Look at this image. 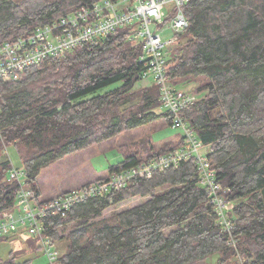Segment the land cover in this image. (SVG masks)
<instances>
[{
    "label": "trees",
    "instance_id": "16d2710c",
    "mask_svg": "<svg viewBox=\"0 0 264 264\" xmlns=\"http://www.w3.org/2000/svg\"><path fill=\"white\" fill-rule=\"evenodd\" d=\"M99 1L0 0V44ZM183 9L189 26L170 48L167 75L198 95L184 113L230 189L229 214L238 242L230 245L217 224L190 159L90 197L65 216L50 215L46 233L54 244L67 241L59 248V264H209L214 254L216 264H264V0H190ZM131 34L130 27L118 28L97 44L27 67L19 80L0 81V154L16 147L39 204L54 196H42L38 183L42 169L52 163L161 118L172 125V115L161 109L156 81L136 88L148 67L140 60L143 46L134 45ZM192 82L195 90L187 86ZM124 141V160L94 181L182 144L157 147L134 133ZM0 164L1 219L15 206L20 186L7 178L10 159ZM134 197L146 199L102 217L108 207ZM19 234L0 235V240ZM16 257L14 252L0 264H19Z\"/></svg>",
    "mask_w": 264,
    "mask_h": 264
},
{
    "label": "built area",
    "instance_id": "2783aa9c",
    "mask_svg": "<svg viewBox=\"0 0 264 264\" xmlns=\"http://www.w3.org/2000/svg\"><path fill=\"white\" fill-rule=\"evenodd\" d=\"M190 0H101L91 6H83L67 13L60 19L36 29L25 36L0 44V81L19 80L27 67L40 66L46 59L65 55L85 43L97 44L100 38L110 35L118 28L130 27V40L143 46L140 60L153 74L160 88L162 110L172 115V127L182 131L181 145L171 152L158 155L148 162L109 175L108 178L81 185L73 190L54 195L39 204L34 191L27 183L28 172L12 166L7 172L8 180H16L20 186L15 206L5 210L0 219V235L20 232L39 241L50 264H59V249L53 250L54 238L46 233L50 215H67L72 206L90 197L121 190L131 179L180 166L184 160H193L197 167L195 176L204 187L215 209L217 224L229 234V244L236 246L238 237L233 234L235 222L230 217L233 201L228 197L230 189L223 186L217 171L212 167L203 141L186 117L197 102V94L175 85L168 73V53L177 42L179 34L189 26L184 6ZM170 21V22H168ZM156 29L152 30L151 24ZM170 27L175 33L163 39L157 31Z\"/></svg>",
    "mask_w": 264,
    "mask_h": 264
},
{
    "label": "rangeland",
    "instance_id": "374dc122",
    "mask_svg": "<svg viewBox=\"0 0 264 264\" xmlns=\"http://www.w3.org/2000/svg\"><path fill=\"white\" fill-rule=\"evenodd\" d=\"M150 24L152 30H155V24ZM157 32L161 34L160 36H162L164 40L172 38L175 34L170 27H166L163 31L159 30ZM154 83L155 79L153 74H148L137 82L136 88L150 86ZM196 85V83L192 82L187 86L190 87L189 89L192 88L195 90L197 87ZM112 87L113 86H110L108 89H111ZM102 91L104 90H100V92ZM133 133L138 137L143 136V138L151 140L153 144L158 147L167 143L168 141L178 140L177 138H179V136L182 134V131L169 126V124L163 118H161L154 121L153 123L137 127L135 130L130 132L120 134L116 136L113 141L100 143L99 145H94L67 155V157H65L63 160L56 161L48 167L42 169L38 183L43 195H50L57 192H62L64 190H72L80 187L81 185L87 184V182L89 183L97 180V178L100 176L106 175L109 170V163L118 162L120 158H122L120 156L124 157V151L122 149H125L126 152L128 150L126 145L121 146L120 143H125L126 141L124 140L126 136ZM137 147L141 152L144 150L140 143L137 144ZM131 149L132 148L129 150ZM19 157L20 156L16 150V147L9 146L5 150L4 154H0V161L8 158L15 168L22 169L23 167L21 159ZM1 168L2 166L0 164V170ZM145 199L146 198L142 197H134L128 201L113 205L110 208L108 207V209L104 211L102 217L109 218L114 213L129 208L134 204L143 202ZM169 231L170 230H167L166 233H169ZM30 238L32 237L28 236L27 234H22L19 236H12L9 239L0 240V261L9 259L12 256V253L15 252L17 255L16 262L19 264H47L49 262L47 254L44 252V250H42V248H38L39 244L34 246ZM36 242L39 241L36 240ZM66 242L62 241L56 243L54 246H52V249H65L64 246H66ZM217 258V254L212 255L209 258V264H216ZM27 260L29 262H27Z\"/></svg>",
    "mask_w": 264,
    "mask_h": 264
},
{
    "label": "crops",
    "instance_id": "0c3cea01",
    "mask_svg": "<svg viewBox=\"0 0 264 264\" xmlns=\"http://www.w3.org/2000/svg\"><path fill=\"white\" fill-rule=\"evenodd\" d=\"M180 138H182V134L179 136V138H177L178 140H176V142H180L181 141V139ZM120 157H122V158H120V160L118 161V162H116V163H114V162H112V163H109L110 164V166H112V165H116L117 163L119 164L121 161H123L124 160V157L123 156H120ZM88 183V182H87ZM65 191H69V190H64V191H62V192H65ZM59 193H61V192H57V193H54V194H50V195H46V196H49V197H51L52 195H56V194H59ZM42 194H43V192H42ZM42 196H45V195H42Z\"/></svg>",
    "mask_w": 264,
    "mask_h": 264
}]
</instances>
